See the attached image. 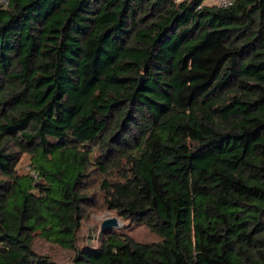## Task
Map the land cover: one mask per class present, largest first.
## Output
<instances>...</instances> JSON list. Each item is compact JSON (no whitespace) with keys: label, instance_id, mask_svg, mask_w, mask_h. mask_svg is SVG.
<instances>
[{"label":"trees","instance_id":"16d2710c","mask_svg":"<svg viewBox=\"0 0 264 264\" xmlns=\"http://www.w3.org/2000/svg\"><path fill=\"white\" fill-rule=\"evenodd\" d=\"M98 205L159 240L77 247ZM37 238L73 264H264V0L0 3V264H59Z\"/></svg>","mask_w":264,"mask_h":264},{"label":"rangeland","instance_id":"374dc122","mask_svg":"<svg viewBox=\"0 0 264 264\" xmlns=\"http://www.w3.org/2000/svg\"><path fill=\"white\" fill-rule=\"evenodd\" d=\"M18 170L21 173H33V167L29 156L24 155L18 164ZM100 176L92 175L91 187L93 191L99 190ZM87 217L82 222V226L77 233V247L86 245L98 246L101 240L108 234L102 230V224L111 217H117L121 227H112L106 232L126 233L140 242H156L159 237L153 233L147 226H133L128 221L123 220L116 211L109 210L105 207L96 206L88 209ZM34 248L39 253L49 254L59 264H73L74 250L63 248L57 244L37 238L34 242Z\"/></svg>","mask_w":264,"mask_h":264},{"label":"water","instance_id":"95a60500","mask_svg":"<svg viewBox=\"0 0 264 264\" xmlns=\"http://www.w3.org/2000/svg\"><path fill=\"white\" fill-rule=\"evenodd\" d=\"M112 227H121L117 217H111L105 220L102 224V230L106 231Z\"/></svg>","mask_w":264,"mask_h":264},{"label":"built area","instance_id":"2783aa9c","mask_svg":"<svg viewBox=\"0 0 264 264\" xmlns=\"http://www.w3.org/2000/svg\"><path fill=\"white\" fill-rule=\"evenodd\" d=\"M8 0H0V3L6 4ZM181 1V0H176ZM214 3L220 7H228L234 3V0H214Z\"/></svg>","mask_w":264,"mask_h":264},{"label":"crops","instance_id":"0c3cea01","mask_svg":"<svg viewBox=\"0 0 264 264\" xmlns=\"http://www.w3.org/2000/svg\"><path fill=\"white\" fill-rule=\"evenodd\" d=\"M205 4H207V5H216L215 3H214V0H205Z\"/></svg>","mask_w":264,"mask_h":264}]
</instances>
